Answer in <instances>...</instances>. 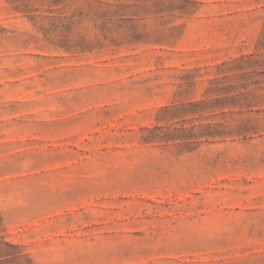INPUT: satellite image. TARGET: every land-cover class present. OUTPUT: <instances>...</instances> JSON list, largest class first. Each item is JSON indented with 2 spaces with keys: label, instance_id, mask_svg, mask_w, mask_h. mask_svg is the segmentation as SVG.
Instances as JSON below:
<instances>
[{
  "label": "rangeland",
  "instance_id": "obj_1",
  "mask_svg": "<svg viewBox=\"0 0 264 264\" xmlns=\"http://www.w3.org/2000/svg\"><path fill=\"white\" fill-rule=\"evenodd\" d=\"M263 36L264 0H0V264H264Z\"/></svg>",
  "mask_w": 264,
  "mask_h": 264
},
{
  "label": "trees",
  "instance_id": "obj_2",
  "mask_svg": "<svg viewBox=\"0 0 264 264\" xmlns=\"http://www.w3.org/2000/svg\"><path fill=\"white\" fill-rule=\"evenodd\" d=\"M257 47L261 48V49H264V36L261 40L258 41L257 43ZM262 54L260 52L258 53H251L249 55V59L246 61V64L247 66H264V58L261 56ZM2 222V217H1V214H0V224ZM4 244L8 245V246H14L12 244H9L8 242H3ZM13 255L14 253H9V252H5V250H1L0 249V256H7V255ZM12 259H17V256L16 255H13L12 256Z\"/></svg>",
  "mask_w": 264,
  "mask_h": 264
}]
</instances>
